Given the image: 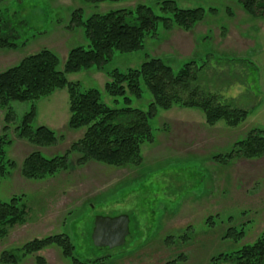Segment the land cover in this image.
I'll list each match as a JSON object with an SVG mask.
<instances>
[{"label": "rangeland", "instance_id": "374dc122", "mask_svg": "<svg viewBox=\"0 0 264 264\" xmlns=\"http://www.w3.org/2000/svg\"><path fill=\"white\" fill-rule=\"evenodd\" d=\"M161 1L83 6L81 0H0L1 15L18 35L17 49L0 50V72L42 49L63 63L72 48L86 47L82 29L70 24L78 8L96 14L142 4L158 14ZM171 1L183 9L202 8L205 18L190 32H165L158 26L155 37L144 39L141 51L115 52L105 68L134 69L147 56L161 59L175 72L192 60L202 66L197 74L200 91L246 110L247 118L234 128L224 121L209 126L199 110L172 107L150 121L155 139L141 146L139 166L87 163L51 178L27 180L19 175V168L34 149L13 131L33 105V126L60 136L54 145L40 149L44 157L62 155L84 129L67 128L66 89L34 104L12 102V143L5 150L6 159L15 166H6L10 176L0 177V201L22 197L27 213L23 224L9 228L0 239V255L8 252L15 255L17 264H35L34 256L22 257L19 249L35 239L64 235L73 245L72 258L81 264H209L212 257L230 255L264 233V156H227L250 130H264V16L250 17L232 0ZM66 78L99 90L101 101L109 107L123 108L121 99L104 94L106 77L94 67ZM150 99L143 88L142 98L133 99L130 106L143 110ZM5 114L0 111V135ZM75 157H69L70 164ZM121 216L129 224L124 245L97 250L91 241L95 218ZM36 256L45 264H74L56 247Z\"/></svg>", "mask_w": 264, "mask_h": 264}, {"label": "trees", "instance_id": "16d2710c", "mask_svg": "<svg viewBox=\"0 0 264 264\" xmlns=\"http://www.w3.org/2000/svg\"><path fill=\"white\" fill-rule=\"evenodd\" d=\"M126 0H81L83 6L114 4ZM250 17L264 16V0H232ZM158 14L150 7L138 4L133 8L85 14L78 8L71 14L70 24L82 29L87 46L72 48L63 63L47 49L24 57L18 64L0 72V111L4 116V134L0 135V177L10 174L6 166H15L7 158L5 147L11 145L9 124L14 122L10 109L12 102L36 103L57 90L66 89L69 106V130L84 129L82 136L71 143L62 154L51 158L39 151L54 145L58 134L43 126H33L36 118L34 105L26 112L15 127L17 139L32 146L22 161L19 175L24 179L51 178L60 172L70 171L87 163H96L115 168L139 166L143 159L141 146L153 143L150 128L159 111L172 107L199 110L205 123L213 126L219 121L234 128L247 118V111L233 108L220 102L219 97L205 94L197 85V74L202 66L187 61L174 72L171 66L159 58L147 57L137 68L120 71L107 70L105 66L113 53L130 54L141 51L147 36L155 37L158 26L165 32L174 29L190 32L205 18L202 8L183 9L174 1L162 0L157 4ZM18 35L11 21L0 13V50L17 49ZM94 67L106 77L103 92L112 99H121L123 108L114 109L101 101V92L94 88H83L79 83H70L66 76ZM143 88L151 96L145 109L131 107L132 100L142 98ZM234 151L245 158L264 156V130L254 128L244 139L234 144ZM75 155L74 162L69 157ZM26 208L22 197H11L8 202L0 201V239L7 230L23 224ZM239 234H242L241 232ZM56 247L65 259L81 264L72 258L73 245L68 237L54 235L32 240L19 251L22 257L34 256L35 264H45L39 252ZM264 264V233L252 244L245 245L230 255H218L209 264ZM0 264H17L15 255L4 252Z\"/></svg>", "mask_w": 264, "mask_h": 264}, {"label": "water", "instance_id": "95a60500", "mask_svg": "<svg viewBox=\"0 0 264 264\" xmlns=\"http://www.w3.org/2000/svg\"><path fill=\"white\" fill-rule=\"evenodd\" d=\"M129 236L126 217H96L91 231V241L97 250H110L123 246Z\"/></svg>", "mask_w": 264, "mask_h": 264}]
</instances>
